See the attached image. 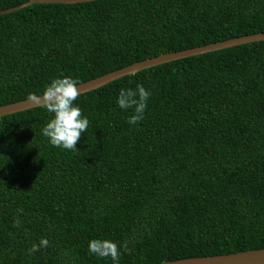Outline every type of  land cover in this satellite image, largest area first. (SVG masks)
Instances as JSON below:
<instances>
[{
	"label": "trees",
	"instance_id": "trees-1",
	"mask_svg": "<svg viewBox=\"0 0 264 264\" xmlns=\"http://www.w3.org/2000/svg\"><path fill=\"white\" fill-rule=\"evenodd\" d=\"M259 32L264 0L35 3L0 15V106L61 74L83 83ZM137 84L151 95L130 125L116 96ZM76 102L89 120L76 150L48 143L42 107L0 118V264H111L88 251L93 238L117 242L119 264L264 248V41L147 68Z\"/></svg>",
	"mask_w": 264,
	"mask_h": 264
},
{
	"label": "clouds",
	"instance_id": "clouds-1",
	"mask_svg": "<svg viewBox=\"0 0 264 264\" xmlns=\"http://www.w3.org/2000/svg\"><path fill=\"white\" fill-rule=\"evenodd\" d=\"M79 79L71 75H59L50 79L39 95L29 93L28 99L39 104L50 114L41 129V134L47 138L53 147L65 150H76L77 141L89 126V120L82 114V109L76 102L80 95ZM151 95L143 84L135 87H121L116 96V105L121 110H131L127 118L130 125H136L143 120ZM47 240L41 239L39 246H46ZM33 244L31 251H36ZM88 251L100 258H108L111 264H119L121 246L110 239L93 238L89 241Z\"/></svg>",
	"mask_w": 264,
	"mask_h": 264
},
{
	"label": "water",
	"instance_id": "water-1",
	"mask_svg": "<svg viewBox=\"0 0 264 264\" xmlns=\"http://www.w3.org/2000/svg\"><path fill=\"white\" fill-rule=\"evenodd\" d=\"M90 1L94 0H27L25 3L19 6L0 11V15L16 11L35 3L75 4ZM259 41H264V32L235 37L215 43H209L200 47H193L167 54H161L153 58L145 59L143 61L134 62L128 66L80 83L78 88L80 90V94L86 93L100 88L121 77L133 75L141 70L151 68L163 63ZM36 107H40L39 104H36L29 99L0 106V118L9 114ZM161 264H264V248L240 251L229 254L178 259L174 261L163 262Z\"/></svg>",
	"mask_w": 264,
	"mask_h": 264
}]
</instances>
